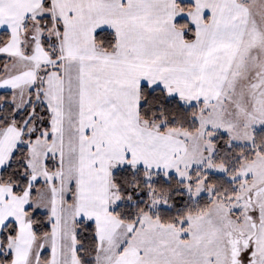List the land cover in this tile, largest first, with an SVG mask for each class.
I'll return each instance as SVG.
<instances>
[{
    "label": "snow or ice",
    "instance_id": "snow-or-ice-1",
    "mask_svg": "<svg viewBox=\"0 0 264 264\" xmlns=\"http://www.w3.org/2000/svg\"><path fill=\"white\" fill-rule=\"evenodd\" d=\"M0 264H264V0H0Z\"/></svg>",
    "mask_w": 264,
    "mask_h": 264
}]
</instances>
